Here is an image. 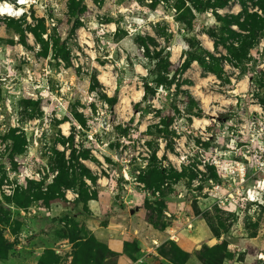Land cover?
I'll return each instance as SVG.
<instances>
[{"label": "rangeland", "instance_id": "1", "mask_svg": "<svg viewBox=\"0 0 264 264\" xmlns=\"http://www.w3.org/2000/svg\"><path fill=\"white\" fill-rule=\"evenodd\" d=\"M84 5V13L74 17L69 0H30L22 17L0 16V235L11 243L2 250L0 264H39L43 257L42 264H97L99 246L108 247L105 228L115 206L128 217L141 208L137 219L150 225L165 220L166 211L182 223L186 216L201 221L203 235L194 241L183 237L185 246L177 242L190 256L186 264L190 259V264H202L198 255L208 264H264V88L257 85L264 60L256 54L259 49L252 52L251 73L245 76L225 63L231 85L203 74L197 63L186 73L204 114L191 124L176 120L179 136L172 151L166 152L165 141H155L163 165L184 177L176 181L168 170L167 208L160 213L155 204L159 184L149 187L150 171L144 170L151 152L142 133L154 119L134 111L144 95L141 77L146 70L144 53L133 38L150 36L163 47L170 40L171 61L181 63L184 31L174 0H84ZM240 9L233 3L223 13ZM78 18L82 26L73 31ZM209 27H217L211 13L198 16L195 33L214 51L203 34ZM115 95L119 101L111 108L107 99ZM29 102L38 103L37 111L32 112ZM11 128L26 139L17 151L3 141ZM85 151L90 160L83 163L96 179L85 181L97 200L79 202L77 187H62L58 192L64 198L49 200L59 154L69 160ZM67 166L72 168L66 170L70 179L83 171L76 170V162ZM250 190L257 202L247 201ZM180 192L184 199L178 198ZM178 202L184 203L183 211ZM111 226L112 232L133 236L128 220L114 219ZM80 238L90 246L85 249ZM144 247L139 246L138 254L129 248L138 257L135 262L169 264L160 255L149 256L152 246ZM215 247L225 257L212 259L206 248ZM161 250L176 264L186 259L172 252L170 243ZM104 254L107 264L118 262Z\"/></svg>", "mask_w": 264, "mask_h": 264}, {"label": "trees", "instance_id": "2", "mask_svg": "<svg viewBox=\"0 0 264 264\" xmlns=\"http://www.w3.org/2000/svg\"><path fill=\"white\" fill-rule=\"evenodd\" d=\"M233 3H236L241 8L240 11L238 13H223V11L230 9ZM174 8L178 14L176 20L181 24L182 31H184L182 36L184 45L181 63L175 65L171 61L168 52L170 40H167L168 46L163 47L159 46L155 39L150 36L137 35L133 38L134 44L144 53L143 58L145 62L142 63V66L146 70V75L141 77L144 95L142 100L134 105V111L140 113L141 117L152 116V119H154V122L147 126V130L142 135L147 139L146 145L151 152L144 169L150 171V176L146 179V183L149 187L159 184L157 190L161 189L166 183L168 184L166 182L169 179L168 170H173V177L176 178V181L184 177L182 173L163 165L157 156L159 146L156 143L159 140H163L166 142V152L172 151V143L179 136L178 132L174 129L176 120H183L191 124L194 118H201L204 114L201 104L189 89V87L193 86V82L185 78L186 73L197 63L201 67L203 74H212L218 78H224L231 85V78L227 74L225 63H229L234 68H237L239 76H245L251 73L249 63L255 59L252 56V52L255 49H259V51H256V54H261L264 60V0H174ZM85 9L84 0H69L68 10L71 16L77 17L84 13ZM209 12L215 18L217 27H209L203 34L208 36L213 42L214 51L207 49L195 33V22L198 16L208 14ZM81 26L82 22L78 18L73 31L79 29ZM57 42L55 41V43ZM221 49L225 51V54L221 52ZM260 74L257 85L260 88H264V72ZM258 90L260 89L258 88ZM155 100L161 103L160 108L155 106ZM118 101V95L107 99V103L111 108L115 107ZM28 104L32 108V112L37 111L36 106L38 103L29 102ZM33 115L31 114L30 117L32 118ZM18 131L17 128H11L3 136L4 142L12 143L11 147L14 151H17L19 146L26 143L25 138H21V136L16 134ZM73 138L71 136V142H73ZM163 158L167 160L166 153L163 155ZM87 160H90V155L86 151L80 153L77 157L75 153L71 154L69 160L65 159L64 153L59 154V158L54 165V170L58 171V175L49 187V200L64 198L65 194L58 192L62 187L65 190L77 187L80 193L79 202L83 204L97 200L98 196L89 192L85 181V179L90 180L92 183L96 181L91 175L90 169L86 168L83 163ZM72 162H76L79 165V168L76 170L83 171L73 174V179H70V175L66 170L72 169L67 166V163L70 164ZM215 176L213 174V177ZM169 186L168 184L167 187ZM167 198L168 188L165 187L161 190L160 197L155 202L157 207L160 208V213L167 208ZM145 205L152 208L148 203ZM1 222L6 226V220H2ZM169 225L170 222L166 219L158 220L152 224L153 228L160 231V233H165L166 238V229ZM209 227L217 235V231L211 224H209ZM77 241L82 243L85 249L90 246L89 241L86 239L80 238ZM91 241L96 242L95 238L91 239ZM166 243H170L172 252L185 256L186 259L180 264H186L190 256L176 242L169 240L158 249V254L163 260L169 264H176L174 260L168 258L161 250ZM10 247L11 243L3 235H0V259L2 257V250ZM99 247H101V250L97 251V259L95 258L97 264H107L106 261L109 257L104 254L105 252L118 258L119 254L111 251L108 247ZM124 248L125 253L135 262L138 257L134 258L130 254L129 248H133L135 253L138 254V242H126ZM206 249L209 250L207 251L208 253L212 254V259L214 260H216L218 255L225 257L221 253L220 247ZM44 258L41 259L39 264H42ZM197 258L202 264H208L199 255Z\"/></svg>", "mask_w": 264, "mask_h": 264}, {"label": "crops", "instance_id": "3", "mask_svg": "<svg viewBox=\"0 0 264 264\" xmlns=\"http://www.w3.org/2000/svg\"><path fill=\"white\" fill-rule=\"evenodd\" d=\"M178 206L183 211L184 203L178 202ZM116 209H117V206H115L114 208H111V220H112L111 224H113L114 219L128 220L130 222V225H131L130 226L131 227L130 228L131 229L130 234L133 235V236L131 235L132 236L131 238L128 236L129 237L128 238L127 236L125 237V232H121V231L116 232L118 230H115L112 232L110 229L113 225L111 226V224L105 228L106 235L104 237H106L107 246L109 247V249L111 251L119 254L117 264H134V263H136L125 253L124 244L126 242L136 241V242H138L139 246H141V248L144 250L145 249L144 246H146L147 248L152 246L150 240L153 238H157L160 240H166L167 239L165 233H160L158 230L153 228V226L150 225L149 223L143 221L142 219H140V220L137 219L139 216H141V212H142L141 208L138 207L137 209H135V212L133 213L134 215L129 214V217L126 215V213L125 214L119 213ZM92 214L95 216L98 215V213L94 211V208L92 210ZM166 220H167V218H166ZM197 229H199V231L195 232ZM204 229L205 228L203 227L201 221L196 220L195 221V229L191 232L183 231L180 234V241L178 243L181 242V245L185 246V243H183V237H189L190 241H194L195 239H198V235L204 234V232H205ZM190 233L191 234L194 233V234L190 237L189 236V235H191ZM142 249H141V251H142ZM150 255L156 256V257L159 256L158 251H157V253L149 254V256ZM190 261H192V259H190ZM190 261L187 264H190ZM193 264H196V263H194V261H193Z\"/></svg>", "mask_w": 264, "mask_h": 264}, {"label": "built area", "instance_id": "4", "mask_svg": "<svg viewBox=\"0 0 264 264\" xmlns=\"http://www.w3.org/2000/svg\"><path fill=\"white\" fill-rule=\"evenodd\" d=\"M30 0H27V3H19L17 0V3L14 5H23V6H27L29 4ZM1 3V2H0ZM25 14V12L23 11L19 17H22ZM4 17V16H3ZM12 18V17H10ZM198 184H196L197 186ZM168 184L166 183L164 186L161 187V189H159L158 191H156V196L160 197V192L162 189H164L165 187H167ZM73 199H76L79 197L78 194L73 195L72 194ZM186 197V195L183 192H180L178 194V198L179 199H184ZM260 200L262 201V198H260ZM248 202H257V199L255 198V194L253 193V191H249L248 192ZM165 215L167 216V221L170 222L169 227L166 229V234H167V239L165 241H160L159 239L153 238L151 239V244H152V249L149 253H156L158 251V249L162 246V244L166 241H174V242H178L180 240V234L185 231V232H191L195 229V221H196V217L192 216H186L184 217V222H180V218L176 216V219H173V214L171 212L166 211ZM141 262L138 261L134 264H140Z\"/></svg>", "mask_w": 264, "mask_h": 264}, {"label": "bare ground", "instance_id": "5", "mask_svg": "<svg viewBox=\"0 0 264 264\" xmlns=\"http://www.w3.org/2000/svg\"><path fill=\"white\" fill-rule=\"evenodd\" d=\"M4 5H9L12 7L13 12H20V14L23 12V5L19 4V5H14L13 3H8V2H1L0 3V7H3ZM22 10V11H21ZM19 15H13V14H9L8 12H3L2 14H0V16H7V17H12V18H18Z\"/></svg>", "mask_w": 264, "mask_h": 264}, {"label": "clouds", "instance_id": "6", "mask_svg": "<svg viewBox=\"0 0 264 264\" xmlns=\"http://www.w3.org/2000/svg\"><path fill=\"white\" fill-rule=\"evenodd\" d=\"M18 2L23 4V3H27V0H18ZM3 12H8L9 14H13V15L20 14V12H13L12 7L9 5H4L3 7H0V14H2Z\"/></svg>", "mask_w": 264, "mask_h": 264}, {"label": "water", "instance_id": "7", "mask_svg": "<svg viewBox=\"0 0 264 264\" xmlns=\"http://www.w3.org/2000/svg\"><path fill=\"white\" fill-rule=\"evenodd\" d=\"M120 198V196H117V199H119Z\"/></svg>", "mask_w": 264, "mask_h": 264}]
</instances>
